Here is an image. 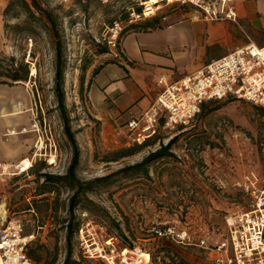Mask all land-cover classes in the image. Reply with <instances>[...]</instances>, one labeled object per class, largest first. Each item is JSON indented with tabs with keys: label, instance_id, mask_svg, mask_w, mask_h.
Wrapping results in <instances>:
<instances>
[{
	"label": "rangeland",
	"instance_id": "1",
	"mask_svg": "<svg viewBox=\"0 0 264 264\" xmlns=\"http://www.w3.org/2000/svg\"><path fill=\"white\" fill-rule=\"evenodd\" d=\"M27 1L29 7L22 0H0V93L17 102L0 103V163L8 167L6 171L0 167V205L6 206L8 220L21 219L25 234L34 235L28 253L35 264H65L69 201L76 187L66 179L48 180L44 174H66L72 146L54 92L56 39L47 17L32 0ZM154 1L160 2L38 0L56 16L64 41L66 105L81 149L76 172L84 188L73 212L75 229L87 221L104 224L111 244L151 252L150 264H214L212 253L199 245L200 239L226 216L253 208L248 187L264 188L263 108L238 98L209 101L189 125L175 131L160 129L145 144L133 142L120 128L103 135L86 110L94 70L117 58L116 53L125 57L126 39L144 33L145 24L155 17L164 29L139 34L138 39L158 58L168 52L180 54L181 69L193 63L182 54L193 45L187 28L194 25L188 23L182 32L177 28V23L190 19L189 8L163 0L154 15H133L142 4ZM115 23L123 31L113 47L105 38ZM170 23L174 27L167 29ZM135 39H128V49ZM197 57L195 61L201 62ZM27 70L26 80L10 77L24 76ZM15 104L23 106L24 113L4 117L15 112ZM173 138L172 155L121 171ZM20 163L29 169L19 173ZM168 223L186 227L190 242L153 234L154 227ZM71 244L67 264H103L83 255L75 233ZM143 256L149 259L147 252Z\"/></svg>",
	"mask_w": 264,
	"mask_h": 264
},
{
	"label": "built area",
	"instance_id": "2",
	"mask_svg": "<svg viewBox=\"0 0 264 264\" xmlns=\"http://www.w3.org/2000/svg\"><path fill=\"white\" fill-rule=\"evenodd\" d=\"M168 2L188 7L193 20L239 23L236 0ZM159 4H142V12L134 11L133 15L147 18L155 14ZM122 31L119 23L108 27L105 39L109 46L118 44ZM160 83L164 87L149 108L120 127L133 142L143 143L155 137L160 129L175 131L189 125L200 113L202 105L209 101L238 98L264 108V46L250 41L179 80L169 82L161 77ZM18 165L19 173L25 172ZM0 167L6 171L2 163ZM247 191L253 208L226 216L222 224L213 226L208 235L200 239L199 245L212 253L214 264H264V188L252 186ZM152 231L159 238L177 243L187 244L191 240L190 231L174 223L154 227ZM75 235L83 255L99 259L103 264L151 263L149 251L111 244L104 224L94 225L87 221L77 228ZM33 237L25 234L21 219L8 220L7 208L1 204L0 264H35L28 253ZM144 252L149 254V259L143 256Z\"/></svg>",
	"mask_w": 264,
	"mask_h": 264
},
{
	"label": "crops",
	"instance_id": "3",
	"mask_svg": "<svg viewBox=\"0 0 264 264\" xmlns=\"http://www.w3.org/2000/svg\"><path fill=\"white\" fill-rule=\"evenodd\" d=\"M8 1L4 0L5 3ZM237 3L239 23L231 20L197 21L191 16L189 20L177 23L181 32L186 30L188 23L194 25L187 28L193 45L182 54L192 59L188 69L180 68V54L168 52L164 58H158L145 41L138 39L139 34L160 33L164 29L161 24L127 38L124 43L126 56L116 53L117 58L103 62L87 88L86 110L100 125L101 133L105 135L115 131L130 118L147 110L164 87L160 83L161 77L169 82L179 80L250 41L264 46V0H238ZM173 24H167L166 28L172 29ZM131 38L136 39L128 49L127 41ZM198 55L201 62L195 61ZM5 101L17 103L11 97ZM5 101L0 100V103ZM15 107L24 110L21 105L15 104Z\"/></svg>",
	"mask_w": 264,
	"mask_h": 264
},
{
	"label": "trees",
	"instance_id": "4",
	"mask_svg": "<svg viewBox=\"0 0 264 264\" xmlns=\"http://www.w3.org/2000/svg\"><path fill=\"white\" fill-rule=\"evenodd\" d=\"M25 6L29 7V2L27 0H22ZM154 4H158L157 1L153 2ZM33 6H35L40 12H42L48 19L50 25H51V30L52 34L55 37V53H56V60H55V71H54V92L57 100V107L60 111V116L63 121V129L64 133L66 134L67 138L69 139L71 146H72V157L71 161L67 167V172L64 175H55V174H50V173H45L44 177L48 180L51 179H66L71 182L72 185H75L76 190L74 194L71 196L70 201H69V211H70V217L67 220V225H66V240L68 244V251L65 259V264L69 263L71 256H72V238L74 233L76 232L75 229V224H74V219L75 216L73 215L74 209L78 203V196L80 192L84 189L83 188V183L79 180L77 176V167L79 165L80 161V155H81V149L79 146V143L77 141L75 132L72 128L71 125V117L68 113L67 110V105H66V91H65V70L67 68V62L63 54V49H64V41L61 38L60 35V30L58 26V22L56 19V16L51 10L45 9L41 6V4L38 2V0H32ZM153 4V5H154ZM138 12H142V6L138 7ZM159 18L155 17L153 20L147 22L145 24V29L152 28L155 29L158 27L159 24ZM142 25L144 28V24H132V27H138ZM106 50H103L102 53L107 52ZM101 69V66L96 68L94 70V75L99 73ZM14 81L18 80H26L28 78V70L24 76H20L19 74H13L10 76ZM4 83V82H1ZM208 106V102L204 103L202 105L201 110L205 109ZM264 110V108H263ZM201 112V111H200ZM152 139V138H150ZM150 139L146 140L144 142L147 143ZM174 142V138L170 139L166 144H162L159 148L156 150L150 152L147 156L144 157V159L141 162L135 163L133 165L127 166L123 168L121 171H128L130 169L134 168H142L145 166L148 162L151 160L164 156V155H172V144ZM129 153H123L121 157L127 156ZM32 256L33 253H32ZM31 257V256H30ZM32 258V257H31Z\"/></svg>",
	"mask_w": 264,
	"mask_h": 264
},
{
	"label": "bare ground",
	"instance_id": "5",
	"mask_svg": "<svg viewBox=\"0 0 264 264\" xmlns=\"http://www.w3.org/2000/svg\"><path fill=\"white\" fill-rule=\"evenodd\" d=\"M161 1H163V0H160V2ZM168 1V0H167ZM170 2H172L173 0H169ZM159 2V3H160ZM158 3V4H159ZM159 9V8H158ZM34 71H33V73H35L36 72V68H34L33 69ZM5 94V93H4ZM9 96H4L3 94H0V100H9ZM6 102V101H5ZM13 102V101H12ZM24 113V110L22 109V108H17L16 110H15V112H12V113H9V114H6V115H3L4 117H10V116H15V115H18V114H23ZM25 131V130H24ZM13 134V133H12ZM56 162V159H55V156L54 155H51V158H50V163L51 164H54ZM18 167L20 168V170H23V171H26L27 169H29V166L28 167H25L24 165H23V163H20L19 165H18ZM5 170H8V167L7 166H5Z\"/></svg>",
	"mask_w": 264,
	"mask_h": 264
}]
</instances>
